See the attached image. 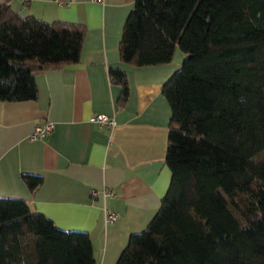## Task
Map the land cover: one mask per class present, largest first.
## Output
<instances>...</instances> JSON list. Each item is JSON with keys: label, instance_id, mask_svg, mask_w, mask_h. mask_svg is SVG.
<instances>
[{"label": "trees", "instance_id": "16d2710c", "mask_svg": "<svg viewBox=\"0 0 264 264\" xmlns=\"http://www.w3.org/2000/svg\"><path fill=\"white\" fill-rule=\"evenodd\" d=\"M119 41L134 67L185 59L161 92L172 109L170 187L116 264H264V0H135ZM87 26L23 17L0 0V100H36V73L80 63ZM122 87L127 73L108 68ZM32 194L45 181L22 173ZM0 196V264H96L88 233Z\"/></svg>", "mask_w": 264, "mask_h": 264}, {"label": "crops", "instance_id": "0c3cea01", "mask_svg": "<svg viewBox=\"0 0 264 264\" xmlns=\"http://www.w3.org/2000/svg\"><path fill=\"white\" fill-rule=\"evenodd\" d=\"M134 1L1 0L23 17L88 27L79 64L36 73V100H0V196L24 198L57 227L87 232L96 264H116L129 236L148 227L172 175L165 160L172 109L161 89L185 54L178 48L172 62L142 68L120 61ZM109 67L127 73L123 108L116 104L122 87L110 82ZM98 114L114 125L94 122ZM43 121L54 129L29 140ZM22 173L44 177L37 193ZM106 210L118 218L107 222Z\"/></svg>", "mask_w": 264, "mask_h": 264}, {"label": "built area", "instance_id": "2783aa9c", "mask_svg": "<svg viewBox=\"0 0 264 264\" xmlns=\"http://www.w3.org/2000/svg\"><path fill=\"white\" fill-rule=\"evenodd\" d=\"M93 1H100V0H93ZM94 122H96L97 124H101V125H107V126H113V121L111 118H109L106 114H98L94 116ZM34 130H32L31 134H29L28 138L29 140H36V139H40V138H44L47 134H49L53 129H54V124L51 121H43L40 123H37L34 125ZM107 191L104 190V192ZM97 190H92L91 194L93 196L96 197L97 195ZM106 212V216L105 219L107 222H114L119 214L117 212H113L110 211L108 212V210L105 211Z\"/></svg>", "mask_w": 264, "mask_h": 264}]
</instances>
